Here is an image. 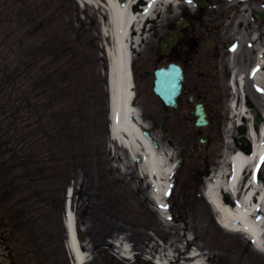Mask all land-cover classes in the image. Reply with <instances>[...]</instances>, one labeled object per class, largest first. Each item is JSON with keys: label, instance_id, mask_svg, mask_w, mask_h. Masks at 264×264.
Masks as SVG:
<instances>
[{"label": "rangeland", "instance_id": "obj_1", "mask_svg": "<svg viewBox=\"0 0 264 264\" xmlns=\"http://www.w3.org/2000/svg\"><path fill=\"white\" fill-rule=\"evenodd\" d=\"M101 19L98 8L80 0H0V154L7 146L19 149L28 145L30 151L26 172L21 169L6 174L0 167V264H75L65 214L59 210L52 213L48 201L64 184L56 176L50 179L46 170L40 176L31 174L38 158L31 150L36 146L44 152L51 150L55 148L52 140L34 136L26 144L20 136L22 132H40L35 123L36 104L29 113L36 118L24 117L23 126L17 129L22 57L50 51L64 56V68L72 64V76L85 71L78 82L68 86L64 81L58 83L60 90L76 92V99H67V126L69 134L78 138L77 145L72 144L82 161L75 164L80 169L66 189L73 186L75 191L72 212L85 264H264V254L243 235L220 227L209 205L194 190L204 170L212 173L220 159L236 150L235 127L225 130L223 136L216 135L209 145L199 142L207 128L196 129L194 123L186 122L184 130L176 128L178 133L167 136L152 132L160 148L172 151V163H178L171 176L176 182L168 205L163 215L155 210L140 165H134L129 152L109 137L108 119H103L101 106L90 96L92 67L101 74L95 83L101 85L103 96L106 91ZM143 38L135 57L138 62L158 51V40ZM75 107L79 110L74 114ZM100 119L104 121L98 128ZM105 133L106 146L105 139L101 142ZM195 145L201 148L197 154L193 153ZM260 179L264 182V173ZM61 196L58 194V200ZM20 208L25 219L20 218V225L15 226L9 217Z\"/></svg>", "mask_w": 264, "mask_h": 264}, {"label": "flooded vegetation", "instance_id": "obj_2", "mask_svg": "<svg viewBox=\"0 0 264 264\" xmlns=\"http://www.w3.org/2000/svg\"><path fill=\"white\" fill-rule=\"evenodd\" d=\"M162 3L157 19L144 25L143 34L159 43L172 39L174 43L146 57V68L135 63V105L152 121L154 130L169 115L167 127L172 134L178 132L176 128L184 130L186 122H194L192 104L203 102L209 114L208 142L222 133L231 106H245L247 114L241 115L237 130L241 133L240 146L249 151L246 134L251 126L259 131L264 125V82L259 88L254 80L257 69L264 74V0ZM157 21L160 23L154 24ZM172 64L180 66L184 80L178 107L170 110L155 96L153 87L156 70ZM156 114L161 115L160 121H154ZM254 119L258 121L255 125Z\"/></svg>", "mask_w": 264, "mask_h": 264}, {"label": "bare ground", "instance_id": "obj_3", "mask_svg": "<svg viewBox=\"0 0 264 264\" xmlns=\"http://www.w3.org/2000/svg\"><path fill=\"white\" fill-rule=\"evenodd\" d=\"M80 1L98 7L103 18L101 33L109 41L113 137L132 153L134 165H140V174L151 184L154 197L159 200L169 187L173 157L167 153V148L155 145L152 141L154 138L151 140L143 134L142 130L147 128V124L139 109L132 105L134 87L129 70L131 71L135 51L143 40V24L154 20V14L163 7L162 0H125L124 4L120 0ZM255 80L262 84L264 74L258 70ZM246 111L245 106L235 104L231 127L237 125ZM247 136L253 145L252 152L245 153L239 148L227 154L226 158L229 156V159L225 169L221 167L208 181L207 196L219 213L222 226L236 234L247 235L264 254V185L252 176L264 154V126L259 132L251 129ZM239 193L242 198L234 203V196ZM71 212L72 209L69 210L70 216ZM69 221L68 246L72 256V252H77V260L73 261L85 264L86 256L75 239L72 217Z\"/></svg>", "mask_w": 264, "mask_h": 264}, {"label": "trees", "instance_id": "obj_4", "mask_svg": "<svg viewBox=\"0 0 264 264\" xmlns=\"http://www.w3.org/2000/svg\"><path fill=\"white\" fill-rule=\"evenodd\" d=\"M63 60L64 56L52 51L40 55L34 54L22 57L19 67L20 77H18L22 91L20 92L18 109L20 113V126H23L25 122L24 117L27 116V119L36 118L34 115H29V113L34 110L35 104L37 105L36 112L38 113V117L35 123L40 132L33 131L32 134L22 132L20 136L23 138V141L27 144L31 138L34 140V136L40 140L50 138L53 147H55L51 150H46V152L37 146L31 150V153L37 152L38 154V158L34 163V170L31 174L34 173L40 176V172L46 170L50 179L56 176L64 184L70 175V165L75 166L77 162L81 161V158L77 152L71 151L73 150L72 143L76 141V136L69 134L67 126V121L70 119V114L67 111V99H76V92L69 94L66 91L60 90L58 83L59 81H64V86H68L70 82H78L83 79L85 71H78L80 69L74 67L78 73H76V76H72V73L75 72L71 70L72 64L64 68ZM68 69L70 70L68 71ZM69 73H71V76H69ZM63 75L64 79H62ZM92 85L94 86L93 95L97 98V85ZM78 110L79 108L75 107L74 114ZM64 140H66L65 145ZM27 146L23 145L18 150L13 151L5 150L4 154L7 157L0 164L4 167L2 169L6 174H12L21 169L26 172L25 170L29 168L26 159H28L30 153ZM6 169L8 172H6ZM55 192L48 196L50 207L53 209L60 207L61 209L62 204L60 206V200L58 201L57 192L56 194ZM19 214L20 210L15 211L9 217L13 220L15 226L20 225Z\"/></svg>", "mask_w": 264, "mask_h": 264}, {"label": "water", "instance_id": "obj_5", "mask_svg": "<svg viewBox=\"0 0 264 264\" xmlns=\"http://www.w3.org/2000/svg\"><path fill=\"white\" fill-rule=\"evenodd\" d=\"M182 73L177 66H170L168 70H160L157 73L155 92L162 97L167 105H175V100L181 89ZM197 125L207 124V114L202 105L196 107ZM149 136V133L146 132Z\"/></svg>", "mask_w": 264, "mask_h": 264}]
</instances>
